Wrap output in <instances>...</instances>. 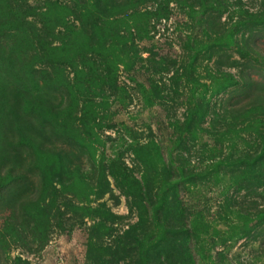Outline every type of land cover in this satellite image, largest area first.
I'll return each instance as SVG.
<instances>
[{"label": "rangeland", "instance_id": "obj_1", "mask_svg": "<svg viewBox=\"0 0 264 264\" xmlns=\"http://www.w3.org/2000/svg\"><path fill=\"white\" fill-rule=\"evenodd\" d=\"M227 2L0 0V264H264V0Z\"/></svg>", "mask_w": 264, "mask_h": 264}, {"label": "trees", "instance_id": "obj_2", "mask_svg": "<svg viewBox=\"0 0 264 264\" xmlns=\"http://www.w3.org/2000/svg\"><path fill=\"white\" fill-rule=\"evenodd\" d=\"M111 2H115V0H110ZM219 3V0H217V3ZM226 4H228L227 0H222V4H218V8L220 9H226ZM210 5H207V7H209ZM264 16V11L263 10H255L253 12H248L247 10L244 9H239L238 10V16L237 19L235 21V23L238 25H244L246 22L247 23H252L253 25H255V23H259L260 19L263 18ZM208 27H206L205 29H207ZM220 35V34H219ZM252 44L255 45L256 50H251L250 47H248L247 45L244 46V48L242 50H238V55L240 60L244 61V64H240L238 67L241 68V70L243 69V72H241L244 77L240 79V83L241 85H246V87H250L249 89H254V87H256L258 85L257 80L254 79V76L257 75L258 71H256V66L259 64L264 65V51L263 48L261 47L262 44L256 45V41L253 40ZM246 48V49H245ZM254 52V53H253ZM161 60V59H160ZM162 61V60H161ZM140 62L145 63L146 66L148 65V67L143 66L142 69H148V70H159L160 66L157 62H155V59L153 57L149 58V59H141ZM220 72V71H219ZM156 73V72H155ZM230 76V75H229ZM236 82V81H235ZM238 83V82H237ZM158 81L153 80L151 81V83L149 82L148 85L151 87L152 85L155 87V89L158 86ZM181 174L182 176H184V170L181 169ZM185 177V176H184Z\"/></svg>", "mask_w": 264, "mask_h": 264}]
</instances>
